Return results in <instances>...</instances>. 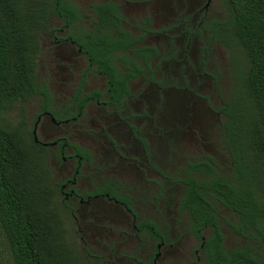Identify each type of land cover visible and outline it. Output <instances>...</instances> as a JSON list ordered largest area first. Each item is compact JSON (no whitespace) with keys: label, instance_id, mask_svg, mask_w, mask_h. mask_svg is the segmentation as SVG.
I'll return each mask as SVG.
<instances>
[{"label":"flooded vegetation","instance_id":"flooded-vegetation-1","mask_svg":"<svg viewBox=\"0 0 264 264\" xmlns=\"http://www.w3.org/2000/svg\"><path fill=\"white\" fill-rule=\"evenodd\" d=\"M14 2L38 44L35 74L46 90L33 95L40 102L25 165L50 209L56 201L52 218L61 234L67 215L80 219L76 232L88 240L80 258L68 248L61 257L70 251V260L84 264H264V237L220 187L237 183L222 130L232 86L216 51L226 37L222 0ZM104 41L129 43L106 53L116 83L90 55ZM42 56L54 88L38 75ZM122 80L127 91L120 94ZM182 92L190 98L169 95ZM199 103L209 113L200 124ZM223 149L229 163L218 160Z\"/></svg>","mask_w":264,"mask_h":264},{"label":"trees","instance_id":"trees-1","mask_svg":"<svg viewBox=\"0 0 264 264\" xmlns=\"http://www.w3.org/2000/svg\"><path fill=\"white\" fill-rule=\"evenodd\" d=\"M222 4L228 13L221 22L225 35L241 45L247 63L235 68L229 99L221 107L237 183L233 188L222 181L220 187L244 223L264 237V0H222ZM116 43L95 42L89 48L93 63L114 83L118 78L106 53L129 44ZM37 46L25 32L14 0H0V235L4 244L0 254L6 251L11 264H70L60 255L66 248L52 208L37 191L32 166L25 165L26 139L18 128L2 122V112L12 103L46 92L35 74ZM145 51L135 49L143 55ZM126 91V82H118V92ZM79 264H84L82 259Z\"/></svg>","mask_w":264,"mask_h":264},{"label":"rangeland","instance_id":"rangeland-1","mask_svg":"<svg viewBox=\"0 0 264 264\" xmlns=\"http://www.w3.org/2000/svg\"><path fill=\"white\" fill-rule=\"evenodd\" d=\"M216 51H217V58L221 61V70L224 73V80L225 83L228 84L229 82H232L233 75L235 77V68L238 69L239 67L244 68L246 66V58L243 52V49L241 45H237L235 41L230 37H224L222 41L216 42ZM221 57V59H220ZM47 58H44L43 56L38 59L37 64V70L38 75L40 79H44L49 82V86H54V75H52L51 71L46 69L45 61ZM218 63V62H217ZM230 84V83H229ZM47 85V84H46ZM171 98L173 99H188L190 98V94L187 92L182 93H171L169 94ZM40 102V96H33L32 98L28 99L27 101H15L12 103L10 107L5 109L2 112V122L11 128H18L20 133L24 136L25 139L28 138V131L31 129V121H32V115L37 107V104ZM200 109V112H198V115L201 116L200 123H205L206 120H209V113L208 110L199 103L197 105ZM178 114L183 113V108L178 107L177 109ZM183 115V114H181ZM220 158L219 161L223 163H229L230 158L228 155V150H221L219 151ZM227 171V169H224V173ZM51 208L56 207L57 203L56 201H53L51 203ZM62 221H63V231L61 234V241L64 244L65 248L70 249L74 255L80 258V252L79 247L80 244H84L83 242H88L86 238V234L78 233L76 232V226L81 225V221L78 218V221H75L71 217L67 215H62ZM83 237V239L81 238ZM3 239L0 235V250L3 248ZM68 253V256H64V258L68 261L70 264H79L78 261L70 260V251H66ZM0 258L2 260V264H11L8 260L7 252L3 251V253L0 254Z\"/></svg>","mask_w":264,"mask_h":264}]
</instances>
